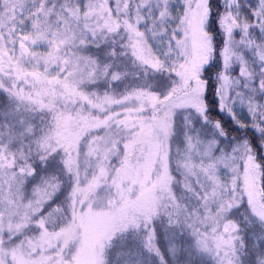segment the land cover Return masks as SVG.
<instances>
[{
	"label": "snow or ice",
	"instance_id": "6c2138e0",
	"mask_svg": "<svg viewBox=\"0 0 264 264\" xmlns=\"http://www.w3.org/2000/svg\"><path fill=\"white\" fill-rule=\"evenodd\" d=\"M261 149L264 0H0V264H264Z\"/></svg>",
	"mask_w": 264,
	"mask_h": 264
},
{
	"label": "trees",
	"instance_id": "16d2710c",
	"mask_svg": "<svg viewBox=\"0 0 264 264\" xmlns=\"http://www.w3.org/2000/svg\"><path fill=\"white\" fill-rule=\"evenodd\" d=\"M228 120L230 122L231 121V118L229 117ZM234 127H236V126H234ZM257 148H259V145L258 144H257ZM259 154L261 155V158H264V149H261Z\"/></svg>",
	"mask_w": 264,
	"mask_h": 264
}]
</instances>
